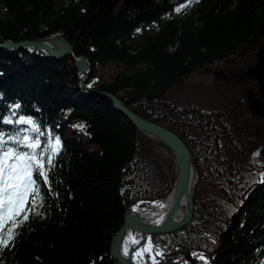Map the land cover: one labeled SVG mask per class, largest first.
Segmentation results:
<instances>
[{"label": "trees", "instance_id": "obj_1", "mask_svg": "<svg viewBox=\"0 0 264 264\" xmlns=\"http://www.w3.org/2000/svg\"><path fill=\"white\" fill-rule=\"evenodd\" d=\"M54 37L87 57L85 74L70 54L0 48L7 146L27 151L10 137L35 138L21 119L39 128L41 147L49 137L61 143L50 183L38 179L42 206L0 247V264H113L110 242L126 210L173 188L174 159L156 149L163 142L94 89L115 92L139 115L175 131L193 153L199 175L192 219L148 236L162 253L153 264H195L191 257L196 264H264L259 77L193 79L211 60L258 62L264 0H0V41ZM106 63L118 68L100 79ZM9 227L11 221L5 233Z\"/></svg>", "mask_w": 264, "mask_h": 264}, {"label": "water", "instance_id": "obj_2", "mask_svg": "<svg viewBox=\"0 0 264 264\" xmlns=\"http://www.w3.org/2000/svg\"><path fill=\"white\" fill-rule=\"evenodd\" d=\"M22 47H35L42 49L46 51L48 55L55 58H61L66 54H70L74 59L78 74H84L89 69L87 57L84 54L75 53L71 43L68 40L60 37H54L50 39L19 40L7 38L4 41H0V48L3 49H16ZM262 58L263 61L258 67L257 75L262 81V90L264 93V51L262 53ZM93 92L99 94L100 96L106 97L111 103H113V106L116 110L123 113L141 131L158 138L173 152L175 180L173 188L170 191L173 195V202L165 220L158 225H148L142 222L139 217L138 221L131 220V211H126L124 213V222L116 230L113 238H111L110 254L115 258L113 264H136L130 261L123 253L122 245L125 231L129 228H134L137 232H139L140 237L138 238V242L139 247H142V243L151 233L172 231L187 224L193 216L194 193L199 173L191 149L175 131L139 115L134 110H132L118 94L113 91L94 89ZM182 197L187 199L188 211L182 220L174 222V213L181 203ZM161 199L163 198L157 199L156 201ZM191 260L196 264V261L192 257ZM145 263L148 264L147 261Z\"/></svg>", "mask_w": 264, "mask_h": 264}, {"label": "snow or ice", "instance_id": "obj_3", "mask_svg": "<svg viewBox=\"0 0 264 264\" xmlns=\"http://www.w3.org/2000/svg\"><path fill=\"white\" fill-rule=\"evenodd\" d=\"M4 122L12 123L11 120ZM17 123L32 125L31 131L35 133V138L10 137L13 144L28 149L20 151L19 148L7 146V141L0 134V247L8 246L15 235L14 229L18 224L26 221L29 213L35 212L38 207L42 206L43 198L38 179H42L45 184L50 183L48 172L54 167V157L58 155L61 148L58 137H49L41 147L39 136L42 133L34 122L21 119ZM78 127L83 128V125ZM22 213V218L17 221L16 217H20ZM9 221H11V227L5 233L4 227ZM133 242L136 241L133 240ZM127 252L125 248V255ZM157 255H162V253L158 252ZM200 258L203 259L202 256Z\"/></svg>", "mask_w": 264, "mask_h": 264}, {"label": "rangeland", "instance_id": "obj_4", "mask_svg": "<svg viewBox=\"0 0 264 264\" xmlns=\"http://www.w3.org/2000/svg\"><path fill=\"white\" fill-rule=\"evenodd\" d=\"M261 49H263L264 51V42L261 43V48H259V51H261ZM263 51H261L259 53V60L258 62H253L254 57H252V59L250 58H245L242 56H234V57H229L226 58L224 60H218V61H210L208 62V64L203 65L202 68H199L196 71V75H194L193 79H199L201 78L206 79V77H209V74L212 75H216L217 77L216 80L219 81H224V82H235V81H239V80H245V78L250 77L252 75H256L257 76V71H258V66L260 63H262V53ZM249 66H253V69H249ZM118 66L115 63H106L103 66L100 67V79H108L110 77L111 74H113L116 70H117ZM221 72V73H220ZM233 72L235 74H233ZM251 72H253L254 74H252ZM256 72V74H255ZM85 74V73H84ZM260 80V78H259ZM260 88H263L262 85V81L260 80ZM263 92V91H262ZM261 100V99H260ZM81 140L86 139V135L85 134H81L78 136ZM259 138H260V143L261 145L258 148V155H262L264 153V136L260 133L259 134ZM91 145H87V147L89 148ZM156 149L158 151V153L164 157V158H172L173 157V152L171 151V149L165 145L164 143H160L157 142L156 143ZM169 176L171 177V175L175 174L174 172V168L169 170L168 172ZM143 207L147 206V205H142ZM133 232L135 234V229H133ZM136 236V234H135ZM137 240L138 237L136 236ZM142 248L145 250V254H147V258L148 260L153 264L155 261H157L158 257L160 255H157V253H161V250H156L153 247L152 242L149 240V237L147 238V241L145 242V245Z\"/></svg>", "mask_w": 264, "mask_h": 264}, {"label": "bare ground", "instance_id": "obj_5", "mask_svg": "<svg viewBox=\"0 0 264 264\" xmlns=\"http://www.w3.org/2000/svg\"><path fill=\"white\" fill-rule=\"evenodd\" d=\"M173 195L169 192L163 199L156 202H147L141 203L138 205H134L131 211V220L138 221L139 219L148 225H158L161 224L168 212L172 207ZM142 205H147L143 207ZM188 211V203L185 197H182L181 203L174 213L173 220L174 222L182 220ZM134 228H129L124 233L123 239V253L125 255V248H127L128 252L125 255L130 261L136 264H148L149 260L145 254V250L142 247H139V242L133 232ZM133 240L136 242L134 243ZM137 253H140L137 255Z\"/></svg>", "mask_w": 264, "mask_h": 264}, {"label": "flooded vegetation", "instance_id": "obj_6", "mask_svg": "<svg viewBox=\"0 0 264 264\" xmlns=\"http://www.w3.org/2000/svg\"><path fill=\"white\" fill-rule=\"evenodd\" d=\"M262 61H263V59H262ZM261 65V63L259 64V66ZM258 66V67H259ZM254 67L253 66H249V69H253ZM221 73V72H220ZM233 74H235L234 72H233Z\"/></svg>", "mask_w": 264, "mask_h": 264}]
</instances>
